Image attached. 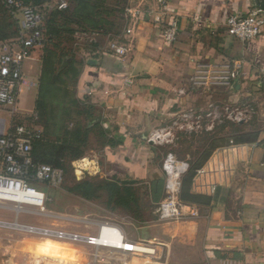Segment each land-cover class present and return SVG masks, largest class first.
<instances>
[{"label":"crops","instance_id":"obj_1","mask_svg":"<svg viewBox=\"0 0 264 264\" xmlns=\"http://www.w3.org/2000/svg\"><path fill=\"white\" fill-rule=\"evenodd\" d=\"M78 3L80 0H73L68 5L74 24H85L75 33L81 39L75 44L76 54L84 59L79 63L81 74L75 91L77 97H86L84 102L100 108L99 126L105 142L99 157L90 156L74 164L92 162L93 170H81V174L96 171L104 181L115 182L120 193V197L111 198L115 204L123 201L129 206L128 199H123L133 196L132 189L140 186L153 204L160 200L162 160L157 143L149 142L147 134L178 109L187 112L210 85L215 92L207 95L219 105L252 117L254 130L246 120L244 133L257 134L252 141L217 147L202 164L205 168L212 162L222 166L215 175L193 177L190 193L210 199L196 205L198 218L154 224L151 229L158 234L157 239L142 241L129 234L123 224L109 222H101L94 234L81 235L94 236L102 226L98 240L111 238L108 241L124 243L126 250L132 244L151 248V252L142 253L151 264H264V25L257 38L245 43L229 37L224 27L229 16L247 15L260 8L263 0H168V18L180 22L178 38L172 44L162 40L159 27L152 23L158 9L156 0H122L121 8L116 2L114 8L93 18L83 13L77 16L74 11H79ZM43 7L46 17L55 10L53 4ZM126 10L137 12L135 22L127 21ZM195 16L203 23L190 22ZM118 19L123 23L121 30L113 24ZM127 29H131L130 34H126ZM121 35L124 39L118 40ZM116 41L128 49L124 58L110 50V43ZM41 50H33L24 62L21 97H38ZM238 66L235 79L220 78L219 69L230 71ZM213 68L215 78H206L204 70ZM123 181L136 183L124 186ZM36 240L26 236L1 243L0 264H35L38 258L44 261L32 249ZM61 242L73 245L77 255L86 257L85 264H124L115 255L133 254L102 244Z\"/></svg>","mask_w":264,"mask_h":264},{"label":"rangeland","instance_id":"obj_2","mask_svg":"<svg viewBox=\"0 0 264 264\" xmlns=\"http://www.w3.org/2000/svg\"><path fill=\"white\" fill-rule=\"evenodd\" d=\"M28 1L31 5H40L38 4L40 0ZM65 1L68 2V5L73 2V0ZM121 1L95 0L97 14L103 13L106 9L114 8L116 2H118V7L121 8ZM92 2L94 3V1ZM49 19L50 26L54 24L52 26L53 31L50 41L38 54L41 60L46 56L45 50H53L56 54L57 71H66L71 64L76 67L79 66V63L83 64L84 59L79 58L76 54L78 47L75 46L76 42L81 39L75 33H79L81 29H84L85 24L79 21L74 24L75 22L72 20L68 9L64 12L52 11ZM113 24L117 30H121L123 27V23L119 19L115 20ZM73 25H76V28ZM15 32L16 26L13 18L2 5V0H0V42L13 37ZM212 87L213 85H210L209 89L203 87L209 91L201 92L204 95L202 94L203 96H200L198 100L193 101L187 112L182 111L181 108L178 109L175 115L165 117L160 127L152 131L151 135L156 130H162L161 140L155 146L159 158H161L160 160H163L166 154L171 153L177 159L188 162L190 165L196 163L201 165L210 158L217 147L241 144L246 140L252 141L256 137L257 134L254 131L244 133L243 121L247 120L250 129L254 130L253 118L245 117L239 110L219 105L215 98L207 95V92H210V94L215 92L214 89H211ZM33 90L35 93L36 90ZM75 94L74 88L68 90L70 96L68 99L71 101L73 114L72 120L68 121L67 130L69 133H62L58 139L46 135L42 147L36 154L39 161L61 166L64 170V182L58 189L45 188L46 201L43 210L26 206L23 211L17 212L9 203L0 202V245L1 243L20 240L26 236L36 238V236L15 230L16 223L23 226L42 227L78 234L96 233L101 222L121 223L128 229L129 234L131 233L135 237L139 236L143 241L152 238L157 239L158 234L153 232L151 226L159 222H166L159 220L156 213L157 204L165 197L163 172V177L161 176L163 187H160V193L162 190V194L158 202L153 204L147 198L144 186H140L132 189L133 196H127L123 199L124 201L128 199L129 206H126L122 204L123 201L115 204V200H111V194L105 188L106 180L101 179L99 174L96 175V171H88L90 175L89 173L81 174V170H93L92 162L83 160L78 162L79 165L76 167L74 163L80 159L90 156L99 157L105 137L99 126V123H101L100 108L89 101L79 102ZM9 113L0 114V118L12 121V123H18L24 118L28 123L32 114H43L37 96L28 98L27 96L21 97V95L16 112L14 115ZM39 118L43 121L39 122L40 125H38L42 126V130H45L46 121L41 115H39ZM76 133H79L78 138L74 145L70 147L67 142L68 137ZM151 135L148 133L146 139H149ZM78 153L81 154V158L72 161L73 156ZM158 162L159 160H157ZM76 168L77 172L75 173ZM87 180L91 181L96 187L93 189V197L90 200H85L72 191L75 184ZM46 239L48 238L36 240L35 243ZM107 239L110 240L111 238ZM63 244L68 245L71 248L70 251L73 250V256L83 259L81 264H85L86 257L82 254L77 255L73 245ZM91 253H94V251H91ZM141 254L135 252L128 255L119 254L115 257L118 258L117 261L121 260L124 264H151L150 260H147L145 255ZM35 264L45 263L38 258Z\"/></svg>","mask_w":264,"mask_h":264},{"label":"built area","instance_id":"obj_3","mask_svg":"<svg viewBox=\"0 0 264 264\" xmlns=\"http://www.w3.org/2000/svg\"><path fill=\"white\" fill-rule=\"evenodd\" d=\"M41 1L40 5H31L26 4L24 0H2L9 14L16 21L17 35L0 42V114L10 112L9 114L14 115L16 112L23 84L24 62L33 50L41 49L45 44L46 9L43 5L53 4L52 8L55 10H64L68 6L63 0ZM156 1L158 9L153 13L152 23L159 27L162 40L172 44L178 38L180 22L175 17L168 18V0ZM126 12L127 21L135 22L137 12L131 10H126ZM190 22L203 23L197 16L193 17ZM263 25L264 11L260 8L253 9L247 15L229 16L224 22L227 35L242 43L257 38ZM130 33L131 29H127L126 34ZM117 39H124V37L121 35ZM117 41L110 43V50L116 56L124 58L128 49L125 44H120ZM204 71L206 78L210 79L211 75L215 78V68ZM218 72L221 74L220 78L227 81L232 80L239 75V66L230 71L221 68ZM31 117L32 119L28 120V123L24 118L18 123L0 118V202L9 203L17 212L23 211L26 206L43 210L46 201L45 188L58 189L65 179L62 168L38 162L34 158V144L41 140L42 130L35 123L37 121L36 114H32ZM161 134L162 130L154 131L148 141L158 143L161 140ZM221 166L217 162H212L206 168L198 167L193 170L194 178L206 173L215 175L216 171L220 173ZM161 168L164 173L165 197L157 204L156 213L159 220L167 222L198 218L200 213L196 205L182 202L179 199L180 179L190 170V164L169 153L163 158ZM173 173L177 175L175 180L171 177ZM15 230L36 236L38 239H56L88 246L101 245L97 243V236L100 234L102 226L94 236L23 226L17 223ZM146 250L151 252L148 248ZM125 251L145 253L135 250Z\"/></svg>","mask_w":264,"mask_h":264},{"label":"trees","instance_id":"obj_4","mask_svg":"<svg viewBox=\"0 0 264 264\" xmlns=\"http://www.w3.org/2000/svg\"><path fill=\"white\" fill-rule=\"evenodd\" d=\"M92 1H94V3ZM24 2L26 4H30L28 0H24ZM41 3L42 1L40 0L38 4H41ZM77 6L79 8V11H74L77 14V16L79 13H83V15L93 18L94 15L97 14V7H96L95 0H82V1L80 0V3H78ZM67 9H68V6L64 10H54V12H64ZM51 14L52 12L49 15H47L45 19L46 40H45L44 46H46L47 43L50 41V37L53 31L52 26L54 24L52 26H50L51 24H49V21H50L49 17ZM13 22H14V25L16 26V21L14 19H13ZM98 22L96 24L95 23L91 24V22L89 23L92 26L97 27L99 26ZM16 35H17V26H16L15 35L13 37H15ZM45 51H46V56H44L41 60L42 69H41V74L39 78V90H38V101L42 107L43 114L35 113L37 117V121H35V123L37 125L39 124V122L43 121V120H39L40 119L39 115H41V117H44L43 119L44 121H46V129L42 130L41 140L34 144V158L38 162H41V163H44V162L39 161L36 154L39 151V149L42 147L44 140H45V136L50 135L58 139L62 133L64 134L69 133L67 130L68 121L72 120L73 114H72V107H71L72 104H71V101L68 99L70 97L68 95V90L70 88L75 89L76 81L81 74L80 73L81 66L76 67L74 64H71V66H69V68H67L66 71H62V70L57 71V66L55 64V56H56L55 52L53 50H45ZM75 97L79 102H84L86 98L85 96H83L82 98H79L77 97V94H75ZM78 135L79 133H76L68 137L67 142L69 143L70 147L74 145L76 139L78 138ZM80 158H81V154L78 153L73 156L72 161H76ZM46 164H50L52 166L62 168L61 166H58L57 164H52V163H47V162ZM199 164L200 163H196L195 165H190V170L185 175H183L180 179L181 187H180L179 199L182 202L194 204V205H201V204H206L210 201V199L205 196L193 195L190 193V187H191L193 177H194L193 170L202 166V164L201 165ZM134 183L136 182L135 181L134 182L133 181L132 182L123 181L122 185L125 186L127 184H134ZM155 185L156 186L154 188V193L156 194L158 191L159 184L156 183ZM94 188H96L95 185L91 181L87 180V181H81L75 184L74 187L72 188V191L79 194L85 200H90L93 197ZM105 188L106 190L110 192L112 199L117 195L120 197L119 189L115 182L114 183L106 182ZM128 191L129 190H126V193L130 195Z\"/></svg>","mask_w":264,"mask_h":264},{"label":"bare ground","instance_id":"obj_5","mask_svg":"<svg viewBox=\"0 0 264 264\" xmlns=\"http://www.w3.org/2000/svg\"><path fill=\"white\" fill-rule=\"evenodd\" d=\"M171 177L173 180L176 179L177 175L175 173L171 174ZM2 203V202H1ZM9 208V207H8ZM9 210V209H8ZM37 213V212H36ZM103 228V227H102ZM97 243L111 246V247H117V248H124L126 250V246L124 243H114L110 242L108 240H98ZM36 245L33 246L32 249H34L35 256L41 257L42 260H44L48 264H80L82 258H77L73 256L71 248L69 246L64 245L60 241L46 239L45 241H40L35 243ZM34 245V244H33ZM132 251H140V252H149L147 251L144 246H133L131 245ZM143 249V250H142ZM151 249V248H150ZM30 250V249H29Z\"/></svg>","mask_w":264,"mask_h":264},{"label":"water","instance_id":"obj_6","mask_svg":"<svg viewBox=\"0 0 264 264\" xmlns=\"http://www.w3.org/2000/svg\"><path fill=\"white\" fill-rule=\"evenodd\" d=\"M260 9L264 11V0H263V4H262V6L260 7ZM91 63H93V62H89V64H91Z\"/></svg>","mask_w":264,"mask_h":264}]
</instances>
